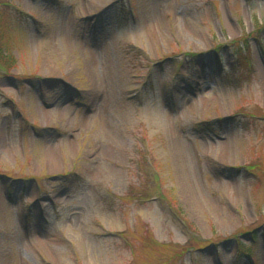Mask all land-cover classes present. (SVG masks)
Wrapping results in <instances>:
<instances>
[{
	"label": "rangeland",
	"instance_id": "1",
	"mask_svg": "<svg viewBox=\"0 0 264 264\" xmlns=\"http://www.w3.org/2000/svg\"><path fill=\"white\" fill-rule=\"evenodd\" d=\"M87 1L0 0V264H264V0Z\"/></svg>",
	"mask_w": 264,
	"mask_h": 264
},
{
	"label": "bare ground",
	"instance_id": "2",
	"mask_svg": "<svg viewBox=\"0 0 264 264\" xmlns=\"http://www.w3.org/2000/svg\"><path fill=\"white\" fill-rule=\"evenodd\" d=\"M89 1V2H88ZM87 2L88 3H90V0H88ZM163 114V118H168L167 117V115L165 114V113H162ZM49 114H48V112L46 111V110H42V112H41V118L42 119H44V121H47L48 120V118H47V116H48ZM103 130H104V132L106 133V134H108L109 136H111V137H115L116 135H114L113 133H111L110 131H108V128H107V130L106 129H104L103 128ZM6 137L5 136H2L1 138H0V144L2 145V146H4L5 147V145H6ZM4 150V149H3ZM5 151V150H4ZM227 151V150H226ZM54 153V152H53ZM6 154V152H3V155H5ZM52 154V153H51ZM226 154V153H225ZM226 156V155H225ZM59 165H60V161H59V158H58V156L56 155V153H54V154H52V155H50V162H49V167L51 168V169H53V168H58L59 167Z\"/></svg>",
	"mask_w": 264,
	"mask_h": 264
},
{
	"label": "trees",
	"instance_id": "3",
	"mask_svg": "<svg viewBox=\"0 0 264 264\" xmlns=\"http://www.w3.org/2000/svg\"><path fill=\"white\" fill-rule=\"evenodd\" d=\"M239 52H241V51H239ZM0 59L3 60V61L6 60L7 63H11L12 62V59L11 58L8 59L7 56H5V55L4 56L0 55ZM244 63H245V61H244Z\"/></svg>",
	"mask_w": 264,
	"mask_h": 264
}]
</instances>
